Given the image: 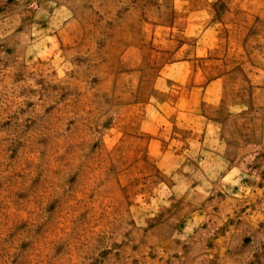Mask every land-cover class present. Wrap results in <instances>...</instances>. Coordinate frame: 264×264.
<instances>
[{
	"label": "rangeland",
	"instance_id": "374dc122",
	"mask_svg": "<svg viewBox=\"0 0 264 264\" xmlns=\"http://www.w3.org/2000/svg\"><path fill=\"white\" fill-rule=\"evenodd\" d=\"M0 264H264V0H0Z\"/></svg>",
	"mask_w": 264,
	"mask_h": 264
}]
</instances>
